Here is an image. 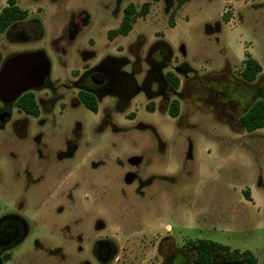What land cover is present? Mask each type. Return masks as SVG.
Instances as JSON below:
<instances>
[{
	"label": "rangeland",
	"instance_id": "obj_1",
	"mask_svg": "<svg viewBox=\"0 0 264 264\" xmlns=\"http://www.w3.org/2000/svg\"><path fill=\"white\" fill-rule=\"evenodd\" d=\"M16 3L27 10L17 20L26 37L2 32V60L40 49L51 71L32 90L38 115L15 101L0 125V217L22 191L61 194L62 218L78 219L82 234L78 249L63 235L62 264L75 255L89 264H194L199 239L250 250L264 264V127L246 132L238 120L253 91L264 98V0ZM144 3L146 14L136 13ZM130 4L131 30L109 39ZM248 57L261 69L242 100L231 90ZM102 64L109 84L93 95V113L75 83ZM220 83L229 84L226 99ZM93 239L111 246L106 263L90 256ZM212 264L230 263L220 252Z\"/></svg>",
	"mask_w": 264,
	"mask_h": 264
},
{
	"label": "flooded vegetation",
	"instance_id": "obj_2",
	"mask_svg": "<svg viewBox=\"0 0 264 264\" xmlns=\"http://www.w3.org/2000/svg\"><path fill=\"white\" fill-rule=\"evenodd\" d=\"M4 2L5 5L0 8V12L8 5L7 0ZM21 24L23 23L17 20L13 21L7 25L4 32L17 33L19 38L24 39L26 29ZM108 82V69L106 71L103 64L89 67L75 83L78 87L77 95L79 97V93L82 91L93 95L101 94L106 90ZM0 103L1 115L6 106L2 102ZM9 118L10 115L4 120L0 119V125ZM31 176L27 170H24L21 177L30 182ZM13 195L14 193H12V197ZM60 195L59 193L53 194L54 200L47 201L53 197L49 193L47 197L40 196L37 200L33 194L22 191V202H18V205L16 199L12 198L10 209L0 217V264H46L44 260L47 257L54 259L49 264H62L66 259L63 235L67 239L71 238L72 242L76 244L75 247L79 248L78 240L82 234L78 229V219L66 220L62 218L63 204L58 201L61 198ZM70 201V205L75 203L73 195L69 198ZM15 205L17 206L15 207ZM20 205L23 206L18 207ZM65 247L67 248V246ZM110 248L111 246L105 239L96 241L93 239L90 256L92 259L95 258L99 262L106 263L111 259ZM74 257V262H72L73 257L68 259L70 264H89L88 260L78 261V257L76 255Z\"/></svg>",
	"mask_w": 264,
	"mask_h": 264
},
{
	"label": "trees",
	"instance_id": "obj_3",
	"mask_svg": "<svg viewBox=\"0 0 264 264\" xmlns=\"http://www.w3.org/2000/svg\"><path fill=\"white\" fill-rule=\"evenodd\" d=\"M7 6L0 12V34L4 32L7 25L16 20L25 19L27 17V10H23L18 7L16 0H7ZM148 10V3H144L139 11L136 13L145 15ZM135 13L134 6L128 5L124 9V13L118 28L108 32L109 39H112L116 35L126 36L132 28L133 15ZM2 56L0 53V62ZM165 61V60H164ZM166 62V61H165ZM163 62L162 65L165 63ZM260 65L251 57H248L244 61V68L241 71L243 82L241 85H233L231 92H234L240 99L246 100L249 91L245 84L253 81L258 72L260 71ZM185 71L182 68V72ZM166 79H168L172 85L177 88L179 86V79L173 73H166ZM229 84L220 83L216 90L222 93V99H226L230 96L227 92ZM251 102L245 110L239 115L238 120L242 129L246 132H254L264 127V98H256V93H251ZM224 95V96H223ZM79 98L83 105L93 113L97 112V101L91 93L80 92ZM14 106L21 109L24 113L37 116L39 111L37 103L32 91L23 93L14 103ZM148 108L149 105L147 106ZM169 115L176 117L178 114V101L173 99L169 106ZM195 250V263L194 264H212L215 255L223 253L224 259L230 264H257L255 256L250 250L239 251L238 249L230 250L226 245L217 243L216 241L209 239H199L194 245Z\"/></svg>",
	"mask_w": 264,
	"mask_h": 264
},
{
	"label": "water",
	"instance_id": "obj_4",
	"mask_svg": "<svg viewBox=\"0 0 264 264\" xmlns=\"http://www.w3.org/2000/svg\"><path fill=\"white\" fill-rule=\"evenodd\" d=\"M50 71V59L40 49L21 51L5 57L0 63V102L6 108L0 119L9 117L10 105L23 93L43 87Z\"/></svg>",
	"mask_w": 264,
	"mask_h": 264
}]
</instances>
